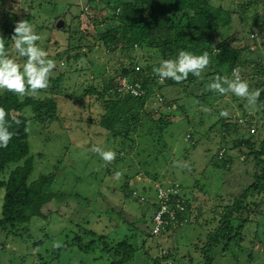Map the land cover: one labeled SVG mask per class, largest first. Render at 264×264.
<instances>
[{
  "label": "rangeland",
  "instance_id": "1",
  "mask_svg": "<svg viewBox=\"0 0 264 264\" xmlns=\"http://www.w3.org/2000/svg\"><path fill=\"white\" fill-rule=\"evenodd\" d=\"M246 1L223 0L232 2L223 5L237 10ZM93 2L0 0V6L16 14V22L27 20L41 36L37 45L47 51L48 58L57 65L51 78L63 74L59 82L62 94L39 92L35 97L52 96L56 99L58 113L53 121H39L32 106H26L22 111L28 120L29 156L34 163L30 181L42 174L55 172L50 191L55 192L56 196L43 206L44 215L35 216L28 223L0 227V264H113V257L110 259L101 250L97 239L89 251L78 247L74 237L77 234L83 236L86 230H94L98 235H106L116 241L128 238L137 244L139 250L133 261L127 264H165L167 254L170 258L168 264H203L201 251L194 244L200 243L199 238L204 239L209 229L215 227V217L229 198L239 195L254 180V172L262 170L246 158L248 146L232 145L233 135L224 142L227 149H220V153H217V129L220 125L214 124L215 118L209 117L216 109L215 117L222 109H227L237 119L242 116V109L238 107L239 102L233 100L232 94L221 96L217 93L219 98L210 95L209 101L213 99L214 102L212 107L206 104L210 102L203 97L202 102L194 98L188 102L191 98L187 97L189 93L201 96L205 91L199 88V78H196L194 83L186 82L188 88H177V95L174 88L164 89L167 99L178 98L172 109L183 105L187 113L193 114L191 122L184 118L185 113L172 117L174 122L159 140L147 134L142 126L132 133L131 139L124 140L111 134L101 123L104 119L103 103L96 96L86 95V89L90 84H99L102 76L114 74L121 58L104 45L96 44L94 49H89V46L80 44L84 34L87 43L97 42L99 28L107 24L106 17L114 9L107 6V0ZM254 9L247 13V22L234 13L232 25L235 32H231L242 38L238 46L251 45L252 51L245 53L250 58L257 55L254 35L258 34L246 36L245 39L243 36L248 34L247 30L251 29L249 25L254 19H261L264 25V16H254ZM57 18L64 20L63 27L56 26ZM108 23L114 22L110 19ZM79 45L83 46L81 51L84 50L86 55L77 60L76 57L67 60L64 54L66 50L75 54L80 50ZM142 54L147 56V52ZM18 62H23V58H18ZM250 76L252 72L247 75ZM65 93L78 98L72 99ZM82 95L85 97L79 98ZM159 101L161 98L158 100L154 97L147 104L157 116L160 115L156 112V102ZM251 112L254 114L255 109ZM247 117L250 118L249 115ZM211 124L214 125L210 132L215 136L212 144L207 143L206 139L199 141L200 136L209 131ZM244 132L241 130V133ZM190 133L196 144L198 141L195 148L192 147L194 141L187 137ZM253 134L258 136L259 131ZM92 145L115 151L118 160L105 166L100 157L91 151ZM227 155L230 156L226 159L230 162L227 167L214 165L213 162L219 161L220 157L225 159ZM176 161L187 162L188 167L174 166ZM23 162L24 159L10 162L0 173V178L7 179L11 171ZM116 173H120L118 179ZM127 173L133 176L129 188L124 190L123 176ZM137 178L142 180L138 181ZM152 180L157 190L173 181L182 184L193 199L192 215L202 213L199 219L184 226L176 222V227H173L176 230L154 232L157 209L153 207L158 198L152 197ZM132 190L136 191V195L131 194ZM180 191L181 187L179 196ZM4 196L5 188H1L0 217ZM181 199L185 203V199ZM261 201L264 203V195ZM261 209L264 211V206ZM257 219L259 222L252 221L246 225L243 246L237 244L226 248L220 245L216 249L214 255L217 264H261L264 261V221L261 225V218ZM92 238L84 235L82 240ZM56 243L60 247H54ZM155 258L160 262H156Z\"/></svg>",
  "mask_w": 264,
  "mask_h": 264
},
{
  "label": "trees",
  "instance_id": "2",
  "mask_svg": "<svg viewBox=\"0 0 264 264\" xmlns=\"http://www.w3.org/2000/svg\"><path fill=\"white\" fill-rule=\"evenodd\" d=\"M88 0L89 4L94 3ZM232 2H223V0H107V6L113 7L112 12L106 17L107 24L101 26L96 34L97 42L89 44L86 42L85 34L80 38V44L89 46V49H94L95 45L102 46L120 55L119 64L112 75H104L100 79L99 84H90L86 89V95L91 94L96 96L97 100L103 103V117L101 123L114 134L117 138L124 140L131 139L132 133L141 128L155 140H159L164 136L167 128L174 122L172 117L180 116L185 113L184 118L188 122L192 121L193 114L187 113L185 106H177L172 109L178 98L170 100L164 95L165 88H188L187 81L194 83L197 77L189 74L188 78L182 83H176L173 80H165L158 84V76L153 71V65H158L162 59H173L179 51H188L195 55L208 52L210 64L199 77V88L204 89L201 96L198 94H188L191 97L188 102H202L201 98H206L209 101L210 95L214 94L219 98V95L208 89L211 83V77L230 76L232 78V70L239 67L241 77L248 82L250 90L261 89L260 97L257 101L259 114L262 121H258L255 125L258 130L264 128V25L261 19H254L251 23V29L247 30L246 36L254 35V45H256L257 55L248 57L246 51H252L251 45L238 46L242 40L238 37L233 29L234 13L247 22L248 12L251 8H255L254 16H264V0H247L240 4L239 9L234 10L223 4ZM60 18V17H59ZM57 18V20L59 19ZM16 14L2 6H0V36H3L6 41V48L11 47L10 40L15 26ZM112 19L114 23H108ZM245 22L246 26L247 23ZM101 23H104L102 21ZM249 23V22H248ZM57 24V21H56ZM66 29V28H65ZM87 33V32H85ZM80 50L74 54L66 50L65 57L70 59L86 55V52L79 45ZM100 51V50H97ZM147 52V56L142 53ZM145 56V57H144ZM106 66V65H105ZM139 67L137 70L136 67ZM106 71V68L103 67ZM252 72V76L247 77L248 73ZM63 74L49 80V88L41 92L54 94H62L59 88ZM117 77H128L132 82L142 83L146 94L140 97H135L130 94L120 95L112 91L116 84ZM51 83V84H50ZM178 90L176 92V95ZM66 94V93H65ZM70 98H78L73 94H66ZM157 95V96H156ZM82 95L79 98H84ZM161 98L165 104L160 108V115H155L149 110L148 105L152 98ZM234 101L241 102L240 98L233 96ZM211 100L206 103L209 107L214 105ZM149 102V104H148ZM174 102V103H173ZM153 103V102H152ZM148 104V105H147ZM26 106H32L35 116L39 121H53L58 113V103L52 96L35 98L31 96L18 97L11 92L0 93V107L5 108L9 113L10 130L15 132L12 140L6 148L0 147V173L6 166L13 161L24 162L16 166L7 179L0 178V189L5 188V196L1 207L0 227L7 224L15 225L16 223L31 222L35 216L44 215L43 206L52 201L56 193L50 191V186L55 178V172L42 174L38 179L30 181V176L34 169V163L29 156L30 145L28 141V120L22 113ZM238 106L242 108L243 104ZM217 108V107H214ZM211 114L209 119L215 118L214 124H219L217 130H225L227 132L239 131L237 122H232L230 119L216 118L215 112ZM15 116L22 121L17 126L11 121V117ZM213 124V125H214ZM223 128V129H222ZM249 123L247 124V133H250ZM212 130V128L210 129ZM207 131L202 134L199 141L203 139L209 140L212 134ZM259 135L250 133L243 134L241 140L233 138L235 146H242L246 143L249 147L247 159H251L256 167L262 168L261 171L254 172V180L248 184L242 192L234 198L228 200V203L223 205V210L215 217L217 224L214 228H210L206 233L205 238L201 239L200 243L194 244L195 248L201 251L203 264H217L215 261V251L220 245L229 248L230 245L243 246L244 230L249 222L257 221L261 218L260 223L264 221V211L261 207L264 203L261 201L264 195V138L260 140ZM194 141L192 147L198 145L195 143L193 136H190ZM227 142V135L223 134L220 144ZM238 146V147H240ZM223 147V146H222ZM116 160L117 156H116ZM214 160V159H213ZM215 161V160H214ZM216 165L218 162H213ZM156 175V174H155ZM131 174H125L123 189L126 190L130 186ZM138 179V178H137ZM142 180V178L138 179ZM153 181V180H152ZM152 197H158V190L155 186ZM176 185L181 187V197L185 199L182 210L178 209L177 220L178 224L184 226L193 223L199 219L201 214L192 215L193 199L189 197L183 185L176 182ZM146 186H144L145 188ZM192 187V186H191ZM135 190H132L131 194ZM179 196V197H180ZM154 197V198H155ZM180 197V198H181ZM188 197V198H186ZM259 199V200H256ZM146 201L147 199H140ZM148 203L150 202L147 200ZM152 201V200H151ZM153 209H160L161 203L155 201ZM154 203V202H153ZM189 217V221L186 220ZM152 220V215H151ZM264 226V222H263ZM172 224H168L166 230H172ZM176 230V229H175ZM258 234V233H257ZM88 235L93 238L88 241H83V236ZM83 236L76 235L74 241L78 243L81 250L89 251L96 239L101 250L107 253L113 264H127L133 261L136 252L139 250L137 244L130 241L128 238L122 240H112L106 235H98L94 230H86ZM97 237V238H94ZM166 256H169L167 254ZM165 256V257H166ZM156 262H160L155 258ZM264 264V261L261 263Z\"/></svg>",
  "mask_w": 264,
  "mask_h": 264
},
{
  "label": "clouds",
  "instance_id": "3",
  "mask_svg": "<svg viewBox=\"0 0 264 264\" xmlns=\"http://www.w3.org/2000/svg\"><path fill=\"white\" fill-rule=\"evenodd\" d=\"M40 39L41 36L35 31L34 26L27 20H19L15 23L13 34L10 38L12 41L10 48H6L4 37L0 36V93L7 91L21 98L26 96L36 97L39 92L49 88V80L57 65L53 59L48 58L49 53L37 45V41ZM18 58H23V62H18ZM209 64L210 57L208 52L205 51L203 54L195 55L191 52L182 50L178 52L175 58L162 59L159 61L158 65H153L152 71L159 77L158 84L163 83L168 79L173 80L176 83H182L188 78L189 74L199 78ZM136 69L138 70L139 67L137 66ZM124 83L129 87L131 86L132 88H135L139 93L131 88L126 89ZM208 89L221 96L232 94L235 97L240 98L241 102L239 103L243 104L241 108L242 116L237 119L236 116L231 115L227 109H222L217 113V118L221 117L224 119H230L232 122H237L239 125L238 132L234 131L225 133V130H218V141L216 145L217 153H220L221 150L225 151L227 149L224 144H220L223 134L227 135V141L228 137L233 135L232 145L233 138L241 140L243 134L249 135L250 133H255L256 130L259 131L258 138L260 140L264 138V128L258 130L255 126L258 121H262L257 103L261 89L250 90L249 84L241 77V70L239 67L232 70V78H230V76H212ZM112 91L120 95L130 94L135 97H140L146 94V89H144L142 83L138 81L132 82L128 77H117L116 84ZM242 101H245L246 103H243ZM156 105V112L160 113V108L165 104L161 99V101L156 102ZM253 109H255L254 114L251 112ZM248 115L250 118L247 117ZM11 121L17 126L22 123V121L15 116L11 117ZM248 123L250 133H247ZM212 126L213 124L210 125L209 130ZM10 127L9 113L5 108L0 107V147L2 148H6L15 135V132L10 130ZM241 130L245 132L241 133ZM200 132L201 131H199V133ZM238 133H240V135H238ZM191 135V133L187 135L188 139H190ZM209 138V140L206 139L207 143L212 144L215 136L211 134ZM241 145L246 146V143H242ZM208 150H210V148ZM218 150L220 151L218 152ZM91 151L100 157L105 166L116 159V152L113 150H105L100 146L92 145ZM222 154L223 152H221V155ZM228 156L229 155L225 156V159L220 157L218 159L219 161H216L218 162L216 163L218 164L216 166L227 167L230 163L226 160L229 159L230 156ZM174 166L188 167V164L187 162L181 163L180 161H176L174 162ZM119 177L120 173H116V178L118 179ZM172 184H175V181H173ZM133 195H136V191L135 194L133 192ZM186 220L189 221V217H186ZM54 247H60V244L56 243L54 244ZM165 258L167 261L165 264H168L170 258L168 256Z\"/></svg>",
  "mask_w": 264,
  "mask_h": 264
},
{
  "label": "built area",
  "instance_id": "4",
  "mask_svg": "<svg viewBox=\"0 0 264 264\" xmlns=\"http://www.w3.org/2000/svg\"><path fill=\"white\" fill-rule=\"evenodd\" d=\"M125 85V83H124ZM126 89L132 88L131 86L125 85ZM139 93V92H138ZM158 190V202L161 203V208L156 211L154 216V232H160L166 230L168 224L176 226L178 209L182 210L185 208L182 199L179 197V185L176 184H163ZM166 227V228H165Z\"/></svg>",
  "mask_w": 264,
  "mask_h": 264
},
{
  "label": "water",
  "instance_id": "5",
  "mask_svg": "<svg viewBox=\"0 0 264 264\" xmlns=\"http://www.w3.org/2000/svg\"><path fill=\"white\" fill-rule=\"evenodd\" d=\"M63 25H64V20L60 19V20L57 22V27H58V28H61V27H63Z\"/></svg>",
  "mask_w": 264,
  "mask_h": 264
}]
</instances>
